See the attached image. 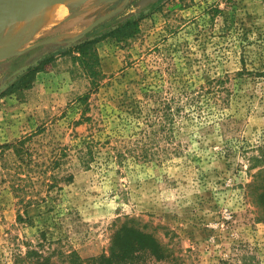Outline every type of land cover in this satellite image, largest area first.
I'll return each instance as SVG.
<instances>
[{"label": "rangeland", "instance_id": "rangeland-1", "mask_svg": "<svg viewBox=\"0 0 264 264\" xmlns=\"http://www.w3.org/2000/svg\"><path fill=\"white\" fill-rule=\"evenodd\" d=\"M61 1L0 17V264H36L27 246L108 253L124 225L165 251L140 264H264V0ZM38 9L52 15L8 34ZM128 18L94 45L96 88L56 55L3 93Z\"/></svg>", "mask_w": 264, "mask_h": 264}, {"label": "trees", "instance_id": "trees-1", "mask_svg": "<svg viewBox=\"0 0 264 264\" xmlns=\"http://www.w3.org/2000/svg\"><path fill=\"white\" fill-rule=\"evenodd\" d=\"M136 24V19L128 18L115 26L109 27L108 30L99 35L80 39L77 43L67 48L61 47L54 50L50 54L40 58L36 66L28 68V70L11 83L3 93L21 91L28 88L35 72L52 62L56 55H70L76 69L89 77L92 86L96 88L103 73L99 68L98 56L94 47L95 43L107 36H124L127 31L133 29ZM87 96L88 94H84L83 96H79L78 99L82 100ZM23 143L24 139L21 138L15 144L16 151H18L19 154L23 151V148L19 147ZM85 147L86 148L83 149V160L84 156L86 158H91L92 156L90 146L85 145ZM38 245L43 248V244L38 243ZM164 252L159 241L153 238L152 235L150 236L147 233L134 230L131 226L124 225L118 229L112 238V244L110 245L108 253H101L98 256L83 259L75 250L66 252L54 248L44 254L39 248L27 246L24 254L19 255L17 259H34L36 264H54L51 261L52 257L57 256L68 264H140V262L144 261V257L146 256L153 257L155 260L165 259L166 256Z\"/></svg>", "mask_w": 264, "mask_h": 264}, {"label": "bare ground", "instance_id": "bare-ground-1", "mask_svg": "<svg viewBox=\"0 0 264 264\" xmlns=\"http://www.w3.org/2000/svg\"><path fill=\"white\" fill-rule=\"evenodd\" d=\"M61 1V0H60ZM65 2V0H62L59 4H57V5H53V6H51V8L52 9H54V10H56V9H59L60 7H59V5H61V3L63 4L64 2ZM67 2H71L72 4H74L73 2L75 1H77V0H66ZM34 2V1H33ZM40 4V3H39ZM55 4V3H54ZM26 5H29V4H26ZM70 5V4H69ZM30 6H31V4H30ZM30 6H29V8H30ZM68 6V5H67ZM9 8V7H8ZM18 7H16L15 9H17ZM22 8L24 9L25 7L24 6H22ZM32 8V7H31ZM31 8H30V10H31ZM19 9V8H18ZM41 9V8H40ZM40 9H38L37 11L35 10V11H27L28 13H26V14H23L22 16H23V20L22 19H20V18H18L16 21H14V22H10V29H11V32H9L8 34H10V33H12V32H15V31H21V30H25V31H30V29H29V27L30 26H32L33 27V25L35 24V25H39V24H43L44 23V21H46V20H48L49 19V15H52V14H50V13H47V12H45V11H42L41 13H38V14H36V12H39V10ZM22 10V9H21ZM23 11V10H22ZM16 13V12H15ZM18 13V12H17ZM34 13V14H33ZM52 13V12H51ZM15 16V15H14ZM19 16V15H18ZM17 17V16H16ZM13 20V19H12ZM6 24V23H5ZM8 29V28H7ZM33 30V29H32ZM8 32V31H7ZM6 32V33H7ZM28 33V32H27ZM27 33H26V35H27ZM17 34V33H16ZM8 37V36H7ZM19 37V36H18ZM15 38V37H14ZM8 41V40H7ZM16 41V40H15ZM8 42H10V41H8ZM13 44H14V41H13ZM14 46V45H13ZM15 47V46H14ZM2 48V47H1ZM9 48H11V46L9 47ZM13 48V47H12ZM2 50V49H1ZM9 50V49H8ZM5 51H7L6 49H5ZM4 51V52H5ZM3 52V53H4ZM10 52V51H9ZM2 53V52H1ZM0 53V54H1ZM3 53H2V55H3ZM7 54H8V52H7Z\"/></svg>", "mask_w": 264, "mask_h": 264}, {"label": "water", "instance_id": "water-1", "mask_svg": "<svg viewBox=\"0 0 264 264\" xmlns=\"http://www.w3.org/2000/svg\"><path fill=\"white\" fill-rule=\"evenodd\" d=\"M16 0H0V17H2L3 12L5 13L6 10L8 9V4L10 3L11 8L9 9L10 11L15 10L16 8Z\"/></svg>", "mask_w": 264, "mask_h": 264}]
</instances>
